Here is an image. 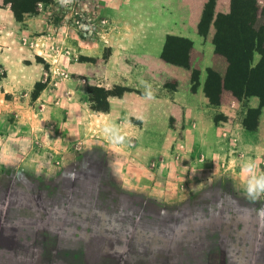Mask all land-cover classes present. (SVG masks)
Masks as SVG:
<instances>
[{
  "label": "crops",
  "instance_id": "1",
  "mask_svg": "<svg viewBox=\"0 0 264 264\" xmlns=\"http://www.w3.org/2000/svg\"><path fill=\"white\" fill-rule=\"evenodd\" d=\"M207 2L98 1L68 53L108 50L91 80L126 89L104 111L49 86L25 109L0 78V264H264V196L245 197L241 171L264 170V103L204 93L206 70L227 68L213 21L230 10L214 0L201 32ZM12 19L0 0V33ZM170 38L189 43L184 61L167 57Z\"/></svg>",
  "mask_w": 264,
  "mask_h": 264
},
{
  "label": "rangeland",
  "instance_id": "2",
  "mask_svg": "<svg viewBox=\"0 0 264 264\" xmlns=\"http://www.w3.org/2000/svg\"><path fill=\"white\" fill-rule=\"evenodd\" d=\"M98 1L102 4V0H49L45 3H38L35 13L25 14L21 21L13 17L8 27L0 33V78L7 76L10 78V85L4 86L9 88L10 97L13 95L12 87L14 93H23L25 109L34 107L36 98L47 86L60 99L67 93L75 92L77 87L85 91L88 97L92 96L90 95L92 90L89 87H98L92 80L98 78L100 82L101 68L99 67L102 65V60L107 57L108 50H104L100 57H82L79 53H73L70 57L68 38L73 37L79 40V36H83L85 32V27H87L85 25L92 24L91 18L97 20L98 17H103L101 14L103 8L98 5ZM254 1L258 20L264 24V0ZM238 2H243V0H238ZM251 5L253 7L252 3ZM241 7L243 8V4L238 3V8ZM250 9L248 8V13ZM247 16L245 14L244 18ZM188 47L187 41L171 38L167 45V57L176 61H184V53ZM261 58L258 52H253L250 65L255 67L259 61L261 63L251 72L249 87L251 91L264 93V60ZM81 63H86L92 68H74L75 64ZM195 75L196 73L194 77ZM238 78L239 75L235 74L230 79V86L235 91H239L240 88L241 80ZM68 79H73L70 86H68ZM36 82L43 84L37 96V91L34 89ZM167 83L168 87H173L171 81ZM75 85H77L76 88ZM212 86L214 89V85ZM71 88L72 91H70ZM225 91L232 94L229 90ZM93 94L102 95L100 92ZM54 103L59 104L60 102L56 100ZM255 117V113L250 112L249 119L244 123L248 126L252 125Z\"/></svg>",
  "mask_w": 264,
  "mask_h": 264
},
{
  "label": "trees",
  "instance_id": "3",
  "mask_svg": "<svg viewBox=\"0 0 264 264\" xmlns=\"http://www.w3.org/2000/svg\"><path fill=\"white\" fill-rule=\"evenodd\" d=\"M47 1L49 0H3V4H8L14 19L21 21L25 14L36 12L38 3H45ZM238 3L243 4V8H238ZM251 3L253 4V7ZM255 4L254 0H243V2L230 0L229 12L225 14H217L213 21L215 28L213 38L215 51L225 57L227 68L223 77L213 69L208 68L206 70L207 78L204 84V93L209 97L212 103H219V97L222 90L231 91L237 98L257 94L261 97L262 103H264V93L251 91L249 87L250 74L257 68L259 63H261L259 61L255 67L250 65L253 52H258L262 57L261 60H264V24H261L258 20L257 7ZM213 5L214 0H208L204 6L199 24V30L201 32H205L208 23L212 19ZM248 8L250 9L249 13ZM245 14L248 15L247 18H244ZM177 40L186 41L183 39ZM194 73H196L195 77ZM198 73V70H192V89L196 86ZM235 74L239 75L238 79L241 80L239 91H235V89L230 86V79ZM212 85H214V89ZM42 88L43 84L41 82L35 83L34 89L37 91L36 96ZM89 88L92 90V93L90 94L92 96H89L91 107L94 110L100 111H104L108 108V95L120 96L126 89L121 86H114L111 89H105L100 86H90ZM94 92H100L102 95L95 96L93 94ZM251 112L256 115V111Z\"/></svg>",
  "mask_w": 264,
  "mask_h": 264
},
{
  "label": "clouds",
  "instance_id": "4",
  "mask_svg": "<svg viewBox=\"0 0 264 264\" xmlns=\"http://www.w3.org/2000/svg\"><path fill=\"white\" fill-rule=\"evenodd\" d=\"M257 169L258 166L251 161H245L241 165V171L244 174L243 193L251 200L264 196V170Z\"/></svg>",
  "mask_w": 264,
  "mask_h": 264
}]
</instances>
